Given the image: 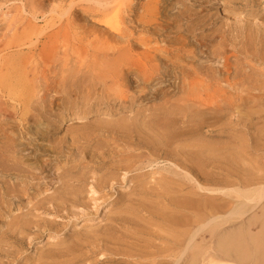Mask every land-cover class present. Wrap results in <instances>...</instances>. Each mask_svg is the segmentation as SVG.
Segmentation results:
<instances>
[{
  "label": "rangeland",
  "instance_id": "374dc122",
  "mask_svg": "<svg viewBox=\"0 0 264 264\" xmlns=\"http://www.w3.org/2000/svg\"><path fill=\"white\" fill-rule=\"evenodd\" d=\"M69 1L66 0L60 3L57 0H6V3L0 7V10H10L12 15L21 22L18 25L24 23L21 26L17 25L18 32L22 30L26 22L37 24V27L40 26L39 28L45 26L44 24H50L44 33L54 30L55 28L53 27H57L60 23L58 27H62V33L66 34L65 38L62 34L63 38L61 39H65L68 42L57 38L55 39L56 42L48 43V46L52 47L54 44L56 49L55 47L53 48L55 50L52 47L45 48L46 51L43 47L40 50V46L36 48V52L40 51L41 55L37 59L35 58V63L37 64L35 66H38L39 70L46 68V70L44 69L46 82L37 83L39 87L40 85L42 86L40 87L41 92H39L40 89L37 87L39 90L36 91V94L39 93L37 96L35 94L36 97L31 100L32 102L29 103L30 106L27 107V111H24V114L21 112L22 106L20 103L13 98H9L7 92L2 89L0 84V131L3 128L0 138L3 136L4 139L2 137L1 140L7 142L8 136L12 137L11 139L8 138V142L10 141L11 143H7L8 145H14L16 151L14 150V154L12 153L10 156H12V159L14 157L18 158L16 161V158L13 159V162L11 161L12 159L3 160L2 156L0 157L3 160V167L0 162V264H169V259L163 249L172 237L173 228L176 229L179 225H171L167 222L169 220L167 218H169L170 214L180 216L184 212H175L177 209L173 212L172 208L174 206L168 201L174 197L188 196V191L182 192L183 189L190 190L195 188L200 195H202V190L198 189L194 179H188L183 172L168 161L172 155L173 157L176 155L175 149L179 153L184 151H180V146L183 145L181 143L185 144L188 142L187 139H190L192 135L190 132H187L186 135L183 134L182 132L185 129L182 130L179 127L185 124L186 118L178 115L176 117L178 128L172 129V133L167 135V138L168 136L170 138L171 135L172 138L170 139L173 142V138H178L176 135L178 131L179 133L182 131V134L180 133L179 135L178 133L181 140L179 141L178 139L177 142V139H174V143L177 142L180 146L177 143L175 146L173 143L170 144V140L167 142V139L164 137L165 140L162 137L160 131L158 132L155 128L151 130L152 127L150 125L152 122L150 123L149 120L152 115L148 118L146 114L156 112L154 106L155 104L159 106L160 102L158 103V101H161L162 94L165 91H167L168 96L173 97L172 100L176 97L177 90L175 91V89H177V84L181 82L179 79L180 69L174 67L175 64L172 65L170 62L167 63L164 59L161 60L157 57V62L154 63L160 65L158 66L159 73L156 76L154 75L152 80H147L149 82L141 81L134 73L125 74L124 84L129 91L123 103L127 105V108L122 112L115 110L117 106L121 105L119 100L111 97L113 91L106 87L109 84L95 82V80H98L96 78L92 79L93 76H96L93 74L94 71L89 72L85 65L77 66L78 59L75 63L72 61V58L76 59L75 57L80 54L79 51H87V53L81 52V54L84 57L89 54L90 57L89 52L91 49L86 46L88 42H95L96 44L99 38L94 40L96 39L93 38L95 36L89 33L86 34L87 32L85 31L89 29L88 25L91 24H88V21L96 23V20L100 19V15L93 13L90 14L92 18L89 17L90 15L87 13L89 10H83L88 9L85 7L89 4L85 2L86 0H73L76 3L72 4L71 10H67V5L71 2ZM6 6L9 8L4 9ZM130 6L131 13L129 12V15L125 16L126 27L122 26V30L124 33L127 28L124 33L127 34L125 39L130 40V43L136 44L133 48L134 51L141 52L144 49H148L151 54L156 52L160 54L161 51L159 50L162 46H167L171 42L174 44L173 40L179 39L178 41L182 43H179L177 47L181 48L182 51L180 50L179 53H177L178 51H173V53L176 52L181 55L189 65L196 66L198 64L197 68L200 66L201 69L206 66L222 68L223 58L228 57L230 66H233L232 68L237 65L240 68L241 75L238 74L236 81L238 78H242L244 74L250 75L251 78L247 80L249 83L246 81L243 89L247 86L249 91L245 89L244 93L257 96L253 98L256 100L250 103L251 115L246 110H243L247 109V107L244 108L245 106H243V108H240V114L237 115L235 112L227 114V116L225 115L217 122L219 125L216 123L215 125L217 126L215 127L214 125V128H212L215 132L210 133L208 130L210 128L204 123L199 133H193V136L202 138L205 141H211L212 145L216 144L215 140L217 139V142L221 141L215 145L220 144L221 148L218 153L221 155L215 151H208V149H206L207 153H204V155V148V151L203 149L200 150L201 153H198L199 155L193 153V148H191V153L183 152L182 155H184V158L186 156V161L190 162L189 164L191 165L196 164L194 162L198 159V157L196 159V156L201 155L202 158L204 156L203 162L205 163V159H209L207 160V162L209 161L208 163L202 165L204 168H198L199 166L196 164L192 167V170L200 182L210 187H224L227 186L225 182H230L234 178L239 179L243 176H261L264 173V101L262 102L264 100V63L262 62V56H264V0H218L217 3L211 4L207 3L206 0H131ZM36 7L39 8L37 9ZM34 9H36L35 12ZM50 9L52 12H49L51 11ZM38 10H40L41 14ZM63 10L69 12L65 13ZM61 12L65 14L63 15L62 13V16L60 15ZM76 12H80L82 18ZM90 13H92V10ZM42 14L45 16L42 17ZM2 18L0 15V24H2L0 26L1 38L2 33L7 31L5 27L9 23L8 20L4 21L5 25L2 22ZM32 18L33 23L31 21ZM238 20L241 21L239 22ZM63 21L67 23L63 24ZM146 24H150V28L142 29L141 26ZM65 30H68L67 33L70 36ZM71 32H74L73 34L77 38ZM77 32L78 34H76ZM1 38L0 41L2 40ZM89 39L93 40L90 42ZM181 40L185 42V45H183L184 42ZM83 41H87L85 42L86 44H83ZM61 42L62 44L66 43V45L65 43L64 46L62 45L64 48L67 45L74 47V49L77 47L76 51L79 50L77 51L78 54L77 52L72 54L75 51H72V47H67L64 51L63 48H60ZM142 42H145L149 47L142 45ZM71 43L74 46H70ZM23 47L24 51H26L29 46L25 45ZM84 47L85 49L83 50L82 48ZM209 47L212 48L210 49ZM0 48H2L1 43ZM156 48H158V51ZM69 49H71L72 53L69 52ZM4 50V52L1 51L0 53L11 54L17 49L9 47ZM64 52L65 55H63ZM42 55L45 57L44 60L43 58L41 59ZM61 58L63 60L65 58L63 64L67 62L70 70L67 66L61 64ZM87 58L84 61H88L89 59ZM40 59L43 61L42 63ZM44 61L46 67L42 65ZM186 63L182 64L185 65ZM33 64L34 61L32 65L28 63L26 65L27 70L33 71L31 69V66H34ZM61 66H64V69H68L63 74L60 72L62 70ZM75 67L76 69L78 67L79 70H76ZM255 70L257 71L255 72ZM34 71L33 73L30 71L29 80L35 74ZM68 74H75V76L69 78L66 81H69L68 83H63L62 78ZM39 75L37 73V76ZM87 78H91L93 80L91 82L94 84H89L91 83L90 80L84 82ZM222 85L224 84L222 83ZM86 86L87 88H85ZM88 90L89 92H87ZM156 92L162 93L158 94ZM87 93L88 96L86 98L88 99L86 101L83 95H87ZM236 93L241 94L239 91H236ZM244 93L242 95L245 96ZM258 99H260V102L257 101ZM82 100L88 103V109H86L88 110L87 117L72 118L68 120L64 130L63 128H58V118L61 115H68L69 110H66L65 107L71 106L73 108L76 105L80 107L84 105ZM254 102L262 103L252 105ZM3 108L5 112L7 111L6 113H3ZM175 111L178 112V110ZM134 112L137 115H134ZM125 116H127L128 120L125 119ZM134 117L136 120L132 119ZM118 119H120V122L125 119L126 122H122L126 124L120 127ZM117 123L118 126L116 125ZM147 123L150 125L148 126ZM210 127H213V125ZM217 130L223 131L219 132ZM231 133L238 136L237 138L234 135V138H237V143L231 139ZM172 134L174 135L172 136ZM161 137L165 141L161 140ZM229 140L233 142L231 143ZM222 142H227V145L236 143L235 145L238 146L241 144V147L235 148L234 145L233 148V145L227 146ZM221 144L224 145V148ZM228 148H231V150ZM240 149L242 150L240 151ZM169 150L174 151L175 155ZM193 150L196 151L195 149ZM179 153L177 154L180 155L181 153ZM213 153L220 158L213 155ZM207 154L210 155L208 156ZM182 155L180 157H183ZM193 155L195 160L190 161ZM5 162L8 164L7 169H5ZM195 169L200 171L199 174ZM159 170L160 173L158 172ZM152 171L156 172L153 173ZM163 175L171 176L182 182L185 181L186 184L184 183L185 186L180 190L181 192L175 191L173 193V187L165 188V186L161 185L162 182L160 180H162ZM129 179L132 180L131 183L127 189H124L123 186ZM204 192L202 191L203 195H206L207 192ZM218 194L219 197L223 196L224 200L223 197H220L221 200L217 196ZM231 194L234 195L233 192L224 190L207 195H212L211 197L214 201L218 200V203L226 199L232 203L244 201V197L235 198ZM257 195L255 194L249 200L251 201L250 203L248 200L244 202L242 208L248 211L250 206H253L258 201ZM195 196L192 197L194 200L201 198V196ZM108 203H110L112 208L111 211L106 212L104 217L96 219V214L100 211L103 212L101 209H104ZM261 203H257L251 212L256 214L254 219L251 220V223L254 222L255 224L252 223L253 225L251 224L250 227L245 225L246 227L248 226L245 234L241 233L242 230L235 232L233 236L235 241L232 240L229 244L227 243L225 248L227 251L230 250V253L239 254L237 259L239 263L241 262L240 264H264V221L261 226V214H259ZM203 205L198 210L195 209L197 211L194 209L186 210L185 212H188L187 214L185 213L186 216L190 214L189 217H191L196 213H201L204 208ZM161 208L163 210L166 208V211L163 212ZM191 210H194V212ZM240 211L239 209L237 213L227 218L224 226H230L242 220L247 221L251 213L245 211L247 213L244 216L245 218L241 217L242 219L240 220V217L238 218ZM179 230H181V227ZM166 234L168 235L166 236ZM248 235L253 239L249 241L250 243H247L248 239L245 238ZM233 244H235L234 248L232 247ZM248 244L250 246L254 245L253 254L256 257L252 262L246 259V245L248 246Z\"/></svg>",
  "mask_w": 264,
  "mask_h": 264
},
{
  "label": "bare ground",
  "instance_id": "6f19581e",
  "mask_svg": "<svg viewBox=\"0 0 264 264\" xmlns=\"http://www.w3.org/2000/svg\"><path fill=\"white\" fill-rule=\"evenodd\" d=\"M57 1H60V3H63L66 0H57ZM70 1H69L70 3H68V5H67L68 6L67 10L72 7V4L76 3V1H73V0H70ZM130 1L131 0H128V1L127 0H86L85 1V2L89 3L88 5L85 6L88 9H83V10H85V11L89 10V12H87L89 15L93 14V13L100 15V19H97L96 23H94V22L92 23L91 21L90 22L88 21V24L89 23H91V24L88 25L89 29L87 28L88 30L85 31V32H87L86 34L89 33V34L95 36V37H93V38H96L94 40H97V38H99V39H98V41H96V44H95V42H93V43H89L88 42L86 47H89L91 49V51H92V52L91 51L89 52L90 53V57H89V54H86L85 55L86 57H84V55L81 54V52L82 53H85V52L87 53V51L83 52V51L77 50V51L80 52V54H79L80 56L78 55L77 56L78 58L75 57L76 59L72 58V61L75 63L77 61V59H78V62L76 63L77 66L85 65L87 67V69L89 70V72H91V71L93 72L94 71L93 74H95L96 76H93L91 74L93 76V77L92 76L91 77H92V79L96 78L98 80V81L95 80V82H101L103 84H109V85H106V87H108V89H111L113 91V93L111 92L112 93L111 97H114L116 100L120 101V105L121 106H119V107L117 106V109H115V110H119L120 112H122L124 109L127 108V105H125L123 103L124 102V98H126V95H127L128 91H129L127 88H125V84H124L125 83L124 82V78H126L125 74L134 73L135 76L138 79H141V81H146V83H147V82H149L147 80H149V79L152 80L154 75L156 76L159 73L158 72L159 71L158 70V66H160V65L159 64L157 65V63H154V62H157L156 61L157 57H159L161 60L164 59V61L165 62L167 61V63L170 62L172 65L175 64L174 67H178L180 69L179 70V75H180L179 79L181 80V82H179L180 84L179 83H178L179 85L177 84V89H175V91L177 90V94H175L176 97L174 96L175 98L172 100L173 97L168 96L167 91H165V92L163 91L164 93L162 94V97H161L162 99H161V101H158V103L160 102L159 106H157L156 104H155L156 107L154 106V109L156 110V112H153V114H149L150 112L148 114H146L147 115L146 117H148V118H150L149 116L152 115V118H150V120H149L150 123L152 122V124L150 125V124L147 123V125L148 126L150 125L152 127L151 130H154V128H155L156 130H158V132L160 131V134L162 135V137L163 138L165 137L167 139V142H169L168 140L171 141L172 139H170V138H172V137L170 135V138H169V136L167 138V135L172 133V131H171L172 129L178 128V126H179L176 117L178 115L181 116V117H185L186 118L185 124H183L182 126H179V127L182 130L185 129V130H183V132L181 131L183 134L186 135L187 132L188 133L190 132L192 135L190 134L191 137L187 136V137H190V139L188 138L187 139L188 142H186L185 144L181 143V144H183L182 146H180L177 143L178 139L180 138L179 135H180L181 132L179 133V131H178L179 135H178V133L176 134L178 136V138H176L174 136L177 139L176 143L181 147L180 151L184 150L183 152H185V153L186 152L191 153L193 151V153H195L197 155L198 153H201L200 150H202L204 148L205 152H203L204 151V149H203V151H202L203 154L207 153L206 149H208V151L210 150V151H215V152L218 153L220 151L221 146H219L220 144L217 145L218 147L215 146V145L220 143L221 141L217 142L218 139L215 138V139H217V140H215L216 144L212 145L211 141L209 142L207 139H206L207 141H205L202 138L200 139L197 136H193L194 135L193 133H196V134H197V132L199 133L201 128L203 127L204 123H205V125H208V127L210 128V129H208L210 133L215 132V130L212 129V128H214V125L217 122H219L225 115L227 116V114H233L234 112L237 113V115L240 114V112H241L240 108H243V106H245L244 108L247 107V109H243V110H246L247 113L251 115L252 111H250L251 110V106H250L251 104L250 103L253 102L254 100H256V99H253V98L257 97V96L250 95L248 93H244L245 89H248L247 91H249V88H247V86L245 87V89H243L245 82L247 80H249V78H251L250 75L249 74H244V75H242L243 76L242 78L240 77L236 81V78L238 77V74L241 75L240 68L237 67L238 65L236 67L232 68L233 66L232 67L230 66L228 57L223 58L224 61L222 62V68H213L214 66L213 67H209L208 66L209 67L208 68L206 66L205 68H207V69H205V68L201 69L200 66H198L199 68H197L198 64L196 66H193L192 64L189 65L188 62L186 63V61H184V58H182L181 55L177 54V53H179L180 50L182 51L181 48L177 47L179 43H182V42L178 41L179 39L178 40H173L172 39L174 41V44H173V42H171L172 44L169 42L170 43L169 45L164 46V47L162 46L160 48V50H159V51H161L160 54H157V52L154 53V54H151L150 50H148V49H144L141 52L134 51L133 48H134V46L136 44H134L133 42L130 43V40H126L125 39L127 34H124V33H125V30L127 28L124 30V33H123V30H122V26L124 28L126 27V25H125V23H126L125 22V19H126L125 16H128L129 12L131 11ZM206 1L209 4L218 2V0H206ZM127 2H129V3H127ZM4 3H6V0H4V2H2V0H1L0 7ZM87 3H85V4H87ZM7 7L8 6L4 7V9L7 8ZM41 7H40V10H41ZM90 9L92 10V13H90V11H91ZM40 10H38V12ZM54 10H56V9H54ZM54 10H53V12H54ZM67 10L66 11L63 10V11L65 13H67V12H69ZM0 11H1L0 12L1 18L2 17L4 18V19L2 18L3 21L2 20L1 21L3 23H4V21H7V20L9 21V23L7 25L4 23L6 25V27L5 26L4 27H5V29H7V31L6 32L4 31L5 33H2V38H1V34H0V38L2 39L0 41V43L2 45V48H0V52L3 51L6 48H9V47L17 49L15 52L13 51V53H11V54H4V53L1 54L0 53V84L2 86V89L5 92H7V96L9 98H13V99H15L16 101H18L20 103V105L22 106L21 107L22 108L21 112H22V114H24V111L26 112L27 111V107L30 106L29 103L32 102L31 100H33V98L36 97L39 92H41L40 87H42V86L40 85V87H39V85H37V83L41 84L43 82L44 83L46 82V76L44 75V72H45L46 68H44L45 70L44 69H40L39 70L37 68L38 66L37 67L35 66V64H36L35 63L36 62L35 58L37 59V57H40V55H41V53H39L40 51L36 52V50H37L36 48H39V46H40V50H42V47L44 49L52 47V46H48V43H54L55 39H57V38H59V39H61L63 37L65 38L66 34L64 32L62 33V30H61L62 27H60V28L58 27V25L60 23L57 25V27H53L55 29L56 28H59V29H57V30L54 29L52 31H50V29H49L50 32L46 31L47 33H44V31L47 30V28H49L50 24L49 25L44 24L45 26H43L42 28H39L40 26L37 27V24H31V23L26 22L27 24L25 23V26H23V28L21 27L22 30L20 32H18L17 31V25L20 24L21 22L18 19H16L14 15H12L10 10H6L5 9V10H0ZM35 11H36V9H34V12ZM38 12H36V13H38ZM49 12H52V10L49 11ZM39 13L41 14V12H39ZM62 13L63 12H61L60 15H62ZM65 13H63V15ZM77 14L81 15L80 12L77 13ZM18 15H19V13H18ZM32 15H34V14H32ZM29 16H30V14H29ZM44 16L42 14V17H44ZM89 17H91V15ZM34 18L37 20L36 17H34ZM81 18H82V15H81ZM26 19H28V17H26ZM28 20L30 21V19H28ZM69 20H71V19H69ZM31 21L33 23V18H32ZM46 21H47V19H46ZM34 22H35V20H34ZM146 22H148V21H146ZM48 23H50V22H48ZM66 23L63 21V24H66ZM23 24L24 23H22L21 25H23ZM53 24H56V23H53ZM1 25L2 24H0V26ZM21 25H18V26H21ZM149 26H150V24L149 25L146 24V25H142L141 27H142V29H145V28L149 29L150 28ZM18 28H20V27H18ZM50 28H52V27L50 26ZM64 28H67V27H64ZM68 30H65V32L67 33ZM2 31H3V29H2ZM62 34L64 35L63 37H62ZM76 34H78V32ZM73 35H75V34H73ZM84 35H85V33H84ZM75 37H76V35H75ZM66 38H68V37H66ZM170 38H172V37H170ZM175 38H177V37L175 36ZM61 40L65 41V39H61ZM89 40L91 42V40H93V39H89ZM183 40H181V41H183ZM65 42H67V41H65ZM85 42H87V41H85ZM85 42L83 41L82 43L84 44ZM64 43L62 44V42H61V47H60V48H63L64 51L66 50L67 47L71 48L72 47L71 45L74 46V44L71 43L70 44L71 47H69V45H67V47L64 48V47H62V45L64 46ZM141 44L145 45L146 47L148 46V45L145 44V42H142ZM25 45L29 46V47H27L26 51H24V47H23ZM59 45H60V43H59ZM65 45H66V43H65ZM183 45H185V42H184ZM210 45H212V44H210ZM57 46H58V44H57ZM53 47H55L54 44H53ZM53 47H52V49L55 50L56 47H55V49ZM78 47H80V46H78ZM212 47H209V48L211 49ZM75 48L77 49V47H75ZM76 49H74V47H72V51L75 50V51H73L74 53H72L71 49H69V52L72 53V54H75V52H77ZM82 49L84 50L85 47L82 48ZM213 49H214V47H213ZM156 50L158 51V48H156ZM45 51H46V49H45ZM173 51H178V52L177 53L176 52L173 53ZM209 51H211V50H209ZM211 52H213V51H211ZM66 53H67V51H66ZM77 54H78V52H77ZM63 55H65V52H64ZM175 55H176V57H174ZM43 56L44 55H42L41 59L43 58V60H44L45 57H43ZM87 56H88V58H87ZM86 58L89 59V60L88 61H84V60H86ZM33 61H34V64H33L34 66H31L32 68L31 67L30 68L33 69V71L35 69H37V70L34 71L35 74H33V77L31 78V80H29L28 79L29 73H30V71L33 73V71L32 70H30V71L27 70V66L26 65L28 63H31V65H32ZM63 61H65V58H64V60L62 59V63L61 62L60 63L63 64ZM158 61H159V59H158ZM42 62L43 61L41 60V63ZM46 62H48V61L46 60ZM262 62L264 63V56H262ZM182 63H186V64L184 65ZM67 64L68 63L65 62L63 65L67 66V68H68L69 65H67ZM42 65H44V67H46L45 66V61H44V64H42ZM126 67H128V68H126ZM132 67H133V69H132ZM245 67H246V64H245ZM61 69H62L60 71L61 74L65 73V71L68 70V69H64V66H61ZM75 69H76V67H75ZM87 69H85V70L87 71ZM263 69H264V67H263ZM76 70H79V68L77 67ZM81 70H84V69H81ZM95 71L97 72V74H96ZM131 71H134V72H131ZM256 71L257 70H255V72ZM37 73H39L40 75L37 76ZM74 76H75V74H73V75L68 74L67 76H64L63 78L62 77H60V78H62L63 83H65L69 78H73ZM92 79L91 78H87V79L84 80V82H88L89 80L91 82ZM137 81H139V80H137ZM39 82H41V83H39ZM68 82H66V83H68ZM107 82H109V83H107ZM252 82H254V81H252ZM60 83H62V82H60ZM142 83H144V82H142ZM222 83L224 85H222ZM51 84H52V82H51ZM89 84H94V83L91 82ZM42 85H44V84H42ZM87 86L85 88H87ZM260 86H258V87L260 88ZM37 87H39L40 91L36 94V91L39 90V89H37ZM89 88H90V86H89ZM175 88H176V86H175ZM231 90H233V92H231ZM157 91H158V89H157ZM236 91H239V93H241V94L236 93ZM256 91H258V90H256ZM87 92H89V90ZM156 93H158V92H156ZM159 93H162V92H159ZM170 93H172V92L170 91ZM243 93L245 94V96L242 95ZM3 94H2V96H3ZM35 94H36V96H35ZM169 95H171V94H169ZM83 96L85 97V99L87 101L88 98H86V97L88 96V93H87V95L84 94ZM107 98H108V96H107ZM259 100L260 99H258L257 101L260 102ZM86 101L84 100L83 101L84 105H81L80 107H79V105L73 106V108H71L70 105H68L70 107H65L66 110H69V112H68V115H66V116L61 115L58 118V121H57L58 128H63V130H64L68 120H70L72 118H85V117H87V115H88L87 111L88 110H86V109H88V107H87L88 103ZM263 101L264 100H262V102ZM256 103L257 102H254V104H252V105H255ZM261 103H257V104H261ZM5 104L7 106V102L6 101H5ZM9 107H11V106H9ZM252 108H253V106H252ZM1 109H2V107H1ZM111 109H113V108H111ZM151 109H152V107H151ZM175 110H178V112H181V113H178ZM257 111L259 112V110H257ZM257 111H256V114H257ZM6 112L4 111V108H3V113H6ZM135 113L136 112H134V115H137ZM7 114H10V113H7ZM5 116H6V114H5ZM18 116H19V114H18ZM125 117H126L125 119H127V116H125ZM135 117H137V116H135ZM135 117L132 118V119L136 120ZM122 118H124V117H122ZM120 119H118L119 122H120ZM125 119L122 120V121H125ZM129 119H130V117H129ZM122 121L119 123L120 127H122L123 125L126 124V123L124 124V122H122ZM149 121H146V122H149ZM146 122H144V123L146 124ZM144 123H143V125H144ZM116 125L118 126V123ZM212 125H213V127H210ZM217 125H219V123H217ZM217 125H215V127ZM220 125H222V124H220ZM261 125H263V124H261ZM175 126H177V127H175ZM2 130H3V128H1V131ZM1 131H0V133H2ZM217 131H219V130H217ZM222 131L223 130H221L219 132H222ZM157 134H159V133H157ZM173 135L174 134H172V136ZM187 135H189V134H187ZM234 135L235 134L233 133L232 134L233 137L231 136V139L236 142L237 141L236 139L238 138V136L235 135L237 138H234L235 137ZM0 136H1V134H0ZM7 136H8V134H7ZM9 136H8V138L11 139L12 137L10 138ZM2 137L0 138V157L2 156L1 158L3 160H10V159H12V156H10V154H12V153L14 154V150H15L14 149V145H8V143L10 141L8 142V138L6 137V135H5V137L7 138V140L6 139L5 140L8 143L7 142H3V140H1ZM162 137H161V140L163 139ZM175 138H173V142L171 141L170 144L173 143L176 146V143H174L175 142L174 141ZM3 139H4V137H3ZM180 140L181 139H179V141ZM232 140H229V141H231V143H232L233 142ZM183 141H185V140L183 139ZM215 141H213V142L215 143ZM229 141H227V142H229ZM222 143H225V142H222ZM235 144H228V145L226 144V145L227 146H229V145L232 146L233 145V148H234ZM221 145H223V144H221ZM239 145L238 146L235 145V148H237V147L240 148L241 144H239ZM195 146H197V147H195ZM186 147L188 149H184ZM222 147L224 148V145ZM191 148L195 149L196 151H194L193 149L191 151ZM231 148H228V149L231 150ZM221 150H223V149H221ZM241 150L242 149H240V151ZM169 151H171V150H169ZM173 152L174 151H171V153H173ZM175 152L179 153L178 150H176V149H175ZM183 152H180L181 153V154L179 153L180 155H178L177 153L175 155L173 153L175 156L173 157V155H172V157L168 161H170L172 165H174L177 169H179L181 172H183V174L188 179H191V180L194 179V181L197 184L196 186L198 187L199 190L205 191L207 193H206V195L205 194L203 195V193L201 191L202 195H200L199 192H197V189H195V188L190 189V190L183 189V186H185L184 185L185 181L182 182V181L176 180L175 178H173L171 176L169 177L168 175H163L162 176V180H160L161 178L159 179L162 182L161 185L165 186V188L166 187L167 188L173 187L172 188L174 190L173 193H175V191L178 192V191L183 189L182 192H185V190H186V191H188L187 194L190 195V196L189 195L188 196L187 195H183L181 197L182 199L174 197V198L169 199V201L167 200L168 202H170L172 204V206H174V208H172L173 212L175 211V209H177L175 212H179V211H181V213L184 212L180 216H178V215L175 216L173 214H170L168 216L169 218H167V219L170 220V221L168 220L167 222H169L171 225H175L176 226V224H178L181 227V230H179L180 229L179 226L176 227V229L173 228V231L171 232V233H173L172 237L170 238V241L167 243V246L164 248L165 250L163 249V252L166 253V256L169 259V264H240L241 262L239 263L238 262L239 260L237 259L238 258L237 256L239 254H234L233 252L230 253V250L227 251L225 248L227 246V243L229 244L232 240L235 241L233 239L234 238L233 236H234L235 232H239V230H242L241 233L245 234L247 232V229H248V226L246 227L245 225H249V227H250L252 223L255 224L254 222L251 223V220L254 219V217H255L254 215H256V214H253L251 212L253 211V208L256 206V204L257 203L259 204V202L260 203L262 202L261 206H260V209H259L260 210L259 214H261V216H260V218H261L260 219V224H261V226L263 225L262 223L264 221V173L261 176H257V177L256 176H243V177L240 176L242 178H239V179H235L234 178V180L232 179L233 181L231 180L232 182L231 181L230 182H225L226 183L225 185H227V186H224V187H212V186L210 187L207 184L205 185V183L200 182L199 179L193 173V170H192L193 169L192 167L195 166L196 164L199 166V167L197 166L198 168H204L202 166L205 163V162H203L204 161L203 160L204 156H203V158H202L201 155H200L201 157L200 156H196V159L198 157L197 160H195L194 155L192 157L194 159H192L190 157L191 158L190 161L191 160H195L194 162H196V164H193V162H191L193 164V165H191V164H189L190 162L186 161L187 160L186 156L184 158V155H182ZM228 152H230V151H228ZM221 153L224 155L223 152H221ZM218 154H220V153H218ZM181 155L183 157H180ZM213 155H216V154L213 153ZM189 156H192V155H189ZM7 157H9V158L7 159ZM217 157H219V156H217ZM236 157H238V156H236ZM1 158H0V160H1ZM15 158L16 157H14L13 159H15ZM13 159L11 161H13ZM17 159L18 158H16L15 161ZM3 160L0 161L1 164L3 163L2 162ZM207 160H209V159H205L206 163L209 162V161L207 162ZM236 161H238V160L236 159ZM7 165L8 164L6 163V168L5 169L8 168ZM0 167H1V165H0ZM2 167H3V164H2ZM197 167H196V169H197ZM161 170H162V168H161ZM152 172L155 173L156 171H152ZM158 172L160 173V170ZM197 172L199 174L200 171H197ZM171 174H172V171H171ZM229 180H224V181H229ZM131 181L132 180L129 179L124 184V186H123L124 189H127L129 187ZM224 190L233 192L234 195L233 194H231V195L235 196V198H237L239 196L244 197V201H237L236 203L235 202L232 203V202L228 201V199H226L227 201L225 200V201H223L221 203H218V200L214 201V199L211 197L212 195L209 196L212 193L222 192ZM169 191H170V189H169ZM207 194H209V195H207ZM255 194H258L257 195L258 196V198H257L258 201H256L254 205L252 204L253 206H250V209L248 211H246L245 209L242 208L243 205H244V202H246L247 200L248 201L251 200ZM195 195H198V197L201 196V198L198 199V200H194L192 197L195 196ZM170 196H171V194H170ZM202 196H203V198H202ZM217 196L219 197V194ZM214 197H216V196H214ZM223 200H224V197H223ZM250 202L251 201H249V203ZM202 204H204L203 205L204 212H202L203 210H201V213H199V214L196 213L197 215L195 214L194 216L189 217L190 216V214H189V216H186V214L188 213V212H185L186 210L187 211L189 209H194V210L197 209L198 210L199 207ZM111 209L112 208L110 207V203H108L104 209H101V210H103V212L100 211L98 214H96L97 216L95 215L96 216L95 218L96 219H100V218L104 217L106 212L107 213L110 212ZM167 209H168V207H167ZM239 209L241 210L238 213L239 214L238 218L240 217V220L242 219L241 217L245 216V214L251 213L248 216L249 218L247 219V221H245V220L240 221L239 220L240 222L234 223V224H232L230 226L229 225L228 226H224L227 218H229V217H231V215L237 213V211ZM194 210L193 211L191 210V211L194 212ZM197 210H195V211H197ZM125 211H127V210H125ZM164 211H166V208H165V210H163V212ZM245 211L247 213H245ZM177 228H178L179 231L177 230ZM168 234H166V236ZM169 235H171V234H169ZM248 236L245 237V238L248 239L247 243H250L249 241L253 240V239L250 236L249 237ZM232 247L234 248L235 244H233ZM253 247H254V245L253 246H250V244H248V246L246 245V259H248L249 262H252V260H254L255 257H256L253 254V250H254Z\"/></svg>",
  "mask_w": 264,
  "mask_h": 264
}]
</instances>
